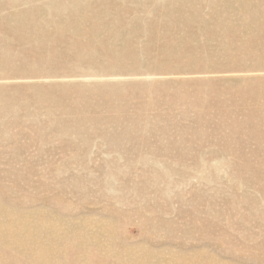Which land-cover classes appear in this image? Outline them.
<instances>
[{"label": "rangeland", "instance_id": "rangeland-1", "mask_svg": "<svg viewBox=\"0 0 264 264\" xmlns=\"http://www.w3.org/2000/svg\"><path fill=\"white\" fill-rule=\"evenodd\" d=\"M0 264H264V0H0Z\"/></svg>", "mask_w": 264, "mask_h": 264}]
</instances>
